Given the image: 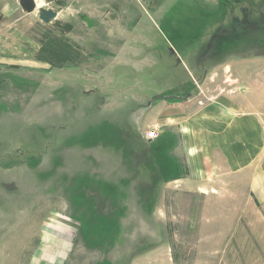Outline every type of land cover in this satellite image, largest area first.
Here are the masks:
<instances>
[{"label":"rangeland","instance_id":"374dc122","mask_svg":"<svg viewBox=\"0 0 264 264\" xmlns=\"http://www.w3.org/2000/svg\"><path fill=\"white\" fill-rule=\"evenodd\" d=\"M37 2L59 17L0 0V264H137L156 249L174 264H264V209L225 234L179 186L201 177L172 126L183 104L238 90L227 67L256 72L264 45L247 39L264 41V0ZM244 9L262 30L232 46L223 33Z\"/></svg>","mask_w":264,"mask_h":264},{"label":"crops","instance_id":"0c3cea01","mask_svg":"<svg viewBox=\"0 0 264 264\" xmlns=\"http://www.w3.org/2000/svg\"><path fill=\"white\" fill-rule=\"evenodd\" d=\"M249 58L258 63L256 72L244 65L237 70L235 64L227 67L232 74L228 79L237 82L238 90L220 93L214 102L183 104L172 125L180 133L184 131L181 142L190 153V168L196 170L192 175L201 177L193 183L179 179V186L203 194L204 209L218 211V223L228 235L243 210L264 209V129L258 116L264 110V54ZM169 256L166 250L156 249L140 255L137 264H165L164 259L170 262ZM57 257L66 263L69 252ZM40 260V264L55 262L48 254Z\"/></svg>","mask_w":264,"mask_h":264},{"label":"flooded vegetation","instance_id":"af4514ba","mask_svg":"<svg viewBox=\"0 0 264 264\" xmlns=\"http://www.w3.org/2000/svg\"><path fill=\"white\" fill-rule=\"evenodd\" d=\"M247 11L244 9L243 10V18H242V22L241 21H238L236 22L233 27H234V30L230 33V32H226V33H223V36H224V39L228 40V41H232L233 44L232 46H235V45H238V46H244L247 45V43H250L251 46H253L252 48H262V44L264 45V41L263 39L261 38H255V39H251L250 37V40L245 44V40H240V41H236L237 39L240 38L239 36V33H240V30L242 31V36L244 37V34L246 35L248 32H246L247 30H249V33L251 32H254L255 34L260 32L262 30V26H261V23H254V24H251L247 15H246ZM242 28V29H241ZM219 35L217 34H214L212 39H211V43L209 44L208 48L209 47H214L212 49V52L214 53L215 50L217 49H220L219 47H224L225 44L221 43V42H224V41H220L219 42ZM230 48V47H228ZM234 49V47H233ZM209 54V53H208Z\"/></svg>","mask_w":264,"mask_h":264},{"label":"water","instance_id":"95a60500","mask_svg":"<svg viewBox=\"0 0 264 264\" xmlns=\"http://www.w3.org/2000/svg\"><path fill=\"white\" fill-rule=\"evenodd\" d=\"M23 10L27 13H33L38 10L39 17L46 23H50L59 17V12L53 8L38 6L37 0H19Z\"/></svg>","mask_w":264,"mask_h":264},{"label":"built area","instance_id":"2783aa9c","mask_svg":"<svg viewBox=\"0 0 264 264\" xmlns=\"http://www.w3.org/2000/svg\"><path fill=\"white\" fill-rule=\"evenodd\" d=\"M258 116H259L260 122H261V124H262V127H263V129H264V110L261 111V112L258 114ZM156 136H157V131H156L155 129L152 130V131H149V132H148V138H149V139H153V138H155Z\"/></svg>","mask_w":264,"mask_h":264},{"label":"bare ground","instance_id":"6f19581e","mask_svg":"<svg viewBox=\"0 0 264 264\" xmlns=\"http://www.w3.org/2000/svg\"><path fill=\"white\" fill-rule=\"evenodd\" d=\"M38 3V6L40 7L41 5L39 4V2H37Z\"/></svg>","mask_w":264,"mask_h":264}]
</instances>
